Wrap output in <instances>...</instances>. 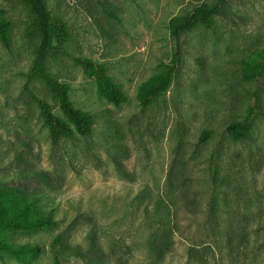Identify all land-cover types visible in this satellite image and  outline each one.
Returning a JSON list of instances; mask_svg holds the SVG:
<instances>
[{
	"label": "rangeland",
	"instance_id": "obj_1",
	"mask_svg": "<svg viewBox=\"0 0 264 264\" xmlns=\"http://www.w3.org/2000/svg\"><path fill=\"white\" fill-rule=\"evenodd\" d=\"M63 40L39 50L36 14L0 0V183L40 198L55 225L5 231L39 246L0 264H264V73L245 81L240 60L264 45V0H221L208 24L172 36L176 19L215 0H43ZM165 92L141 105V85L171 63ZM102 65L128 101L115 106L79 65ZM48 77L87 115L83 133L52 140L39 103L71 128ZM247 121L243 136L226 127ZM209 136L202 141V134Z\"/></svg>",
	"mask_w": 264,
	"mask_h": 264
},
{
	"label": "trees",
	"instance_id": "obj_2",
	"mask_svg": "<svg viewBox=\"0 0 264 264\" xmlns=\"http://www.w3.org/2000/svg\"><path fill=\"white\" fill-rule=\"evenodd\" d=\"M35 12L38 31L40 33L39 50L36 54L32 73L36 76H42L40 70V61L42 59V51L51 49V39L63 40V29L60 24L53 23L49 20L47 8L43 0H24ZM221 0H215L214 4L208 6L201 4L195 7L192 13L176 19L175 23L170 27V34L177 36L178 34L192 30L198 24H208L210 15L215 12ZM11 31V23L0 15V41L5 46H9V34ZM179 61L178 53L172 56L171 63L166 69L144 82L138 91V100L141 105H145L151 100L161 96L169 83L172 81L176 64ZM78 65L97 83L100 94L115 106L124 104L128 101L126 93L117 85H115L107 75L105 68L89 59L78 60ZM240 74L245 81L255 79L264 73V45L256 47L240 60ZM58 107L66 119L73 125L71 128L61 119L55 116L49 107L40 102V109L45 125L49 130L52 140L59 135L71 136L74 132L83 133L87 123V115L81 113L72 106L69 99L67 87L57 80L45 77ZM248 123L233 122L226 127V132L231 139H237L243 136L247 130ZM209 136V133L202 134V141ZM40 198L33 193H25L16 188L6 186L0 183V252L6 253L16 260L24 261L29 257L37 256L41 252L39 246H28L16 244L8 241L3 237L5 231H35L53 227L55 221L48 214L41 211L39 207ZM57 240L51 244V252L53 254L54 264H63V253L57 248Z\"/></svg>",
	"mask_w": 264,
	"mask_h": 264
}]
</instances>
